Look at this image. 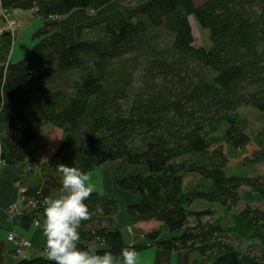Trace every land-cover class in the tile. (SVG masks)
<instances>
[{
    "label": "trees",
    "instance_id": "trees-1",
    "mask_svg": "<svg viewBox=\"0 0 264 264\" xmlns=\"http://www.w3.org/2000/svg\"><path fill=\"white\" fill-rule=\"evenodd\" d=\"M112 1L41 0L34 14L58 18ZM190 16L208 30V48L193 46ZM15 38L0 31V166L23 163L46 126L58 129V145L41 165L59 177L60 163L87 174L120 159L147 169L116 185L138 197L127 207L135 222H160L178 234L160 239L159 231L147 232L154 246L197 253L203 264H262L261 252L240 250L241 239L213 210L189 207L205 200L229 213L242 188L264 196L263 175L227 172L232 163H264V127L249 135L236 114L251 108L264 120V0H148L123 26L102 21L72 44L41 27L29 55L9 62ZM186 175L198 183L185 188ZM15 182L21 212L42 224L45 201L61 185L27 176ZM84 203L91 218L81 222L79 247L120 255L128 246L113 220L117 200L93 192ZM237 213L249 224L264 222L258 207ZM14 264L54 262L41 254Z\"/></svg>",
    "mask_w": 264,
    "mask_h": 264
},
{
    "label": "crops",
    "instance_id": "crops-1",
    "mask_svg": "<svg viewBox=\"0 0 264 264\" xmlns=\"http://www.w3.org/2000/svg\"><path fill=\"white\" fill-rule=\"evenodd\" d=\"M39 1L41 0H0V31L7 29L6 22L1 16L2 8H8V18L15 21L13 32L16 38L8 56L9 62H17L29 55L34 42L33 34L41 27L50 26L54 32L64 35L67 44H72L84 36L85 30L106 20V13L102 12L107 5L98 11L76 9L63 17L45 19L34 14V9ZM55 130L60 132L61 136V131ZM40 137L29 147V156L23 163L0 166V264H14L22 258L15 255L14 244L7 240V235L12 232L29 240L30 247L25 255L26 258L41 254L46 256L44 252L46 238L43 235L42 228L37 226L39 223H35L33 213L24 211L13 214L8 211L9 207L19 200V187L15 182L19 177L27 176L30 179L39 177L48 182L51 187L61 185L59 175L41 165L54 149L51 150L48 157H44L34 147ZM113 163L115 161L102 164L94 169H97L101 186L99 192H97L101 196L114 198L119 203V211L113 216V220L122 235L125 245L128 247L145 246L144 249L137 251L139 264H203L201 256L197 253L185 250H163L154 246L152 241L145 238V234L150 231H159L160 239H168L178 234L170 232L160 222H135L132 219L127 207L137 202L138 197L129 191L120 190L117 186L113 187V183L115 185L119 179L113 176L109 171L110 169H108V165ZM145 172H147V169L142 167L141 174ZM136 174H139V172ZM240 195L241 199L236 210L229 213L224 212L218 204L200 210H213L214 217L220 219L222 226L231 235L241 239L238 245L239 249L261 252L262 264H264V222L252 225L240 219L237 213L238 210L247 205L264 209V196H260L257 192L248 188H242ZM114 258L116 264H121L122 258L120 255Z\"/></svg>",
    "mask_w": 264,
    "mask_h": 264
},
{
    "label": "clouds",
    "instance_id": "clouds-1",
    "mask_svg": "<svg viewBox=\"0 0 264 264\" xmlns=\"http://www.w3.org/2000/svg\"><path fill=\"white\" fill-rule=\"evenodd\" d=\"M61 187L45 201L43 222L38 224L46 238L45 253L54 264H116L111 252L79 247L82 221L91 218L84 203L95 191L89 174L75 166L57 165ZM121 264H139L134 247L120 251ZM195 259V257H193Z\"/></svg>",
    "mask_w": 264,
    "mask_h": 264
},
{
    "label": "rangeland",
    "instance_id": "rangeland-1",
    "mask_svg": "<svg viewBox=\"0 0 264 264\" xmlns=\"http://www.w3.org/2000/svg\"><path fill=\"white\" fill-rule=\"evenodd\" d=\"M148 0H113L110 4L105 7V10L102 13L105 14V18L109 21L115 28H119L132 20L139 8ZM197 2L199 0H196ZM7 10L6 17L3 18L8 25L9 21V10ZM100 15V14H99ZM189 22L192 29L193 35V46L194 47H204L208 48L210 46V40L208 36V30L202 28L195 20L193 16L189 17ZM15 27V26H14ZM35 42V41H34ZM33 42V44H34ZM237 116L244 127V130L249 135H253L262 127H264V120L260 114L251 108H240L237 110ZM227 129V124L223 123L219 130L221 133H224ZM60 139V132L55 130L52 127L46 126L44 133L40 137V140L36 142L35 149H37L44 157H48L52 149H55L58 145ZM55 147V148H54ZM235 149L229 148V156L232 158L235 153ZM50 156V155H49ZM122 161V162H121ZM144 166L141 165H129L124 159L116 160L115 163L108 165L109 171L113 176L117 178H122L130 174H136L139 172L141 174V169ZM145 168V167H144ZM146 169V168H145ZM227 172L236 176H251L254 174H261L264 176V163L257 165L254 169L250 167L241 166L239 163H232L228 168ZM147 173V172H145ZM144 173V174H145ZM91 178V183L95 186V192L98 193L101 188L99 182V176L97 174V169L88 173ZM198 176L196 175H186L184 178L185 188L192 187L198 183ZM116 183L113 187H116ZM98 191V192H97ZM217 203H209L205 200H195L189 207L192 211H197L203 208L211 207L210 205ZM21 213V212H18ZM17 214V213H16ZM28 240V239H27Z\"/></svg>",
    "mask_w": 264,
    "mask_h": 264
},
{
    "label": "built area",
    "instance_id": "built-area-1",
    "mask_svg": "<svg viewBox=\"0 0 264 264\" xmlns=\"http://www.w3.org/2000/svg\"><path fill=\"white\" fill-rule=\"evenodd\" d=\"M7 10L5 8L1 9V16L2 18L6 17ZM15 26V21L12 19L9 21L7 25V29L10 32H13ZM24 209V207L21 205L20 202H17L9 207V212L16 214L18 212H21ZM37 223V222H35ZM7 240L11 241L14 244V253L17 256L24 257L27 254V251L30 247V242L25 237L18 236L16 233L12 232L7 235Z\"/></svg>",
    "mask_w": 264,
    "mask_h": 264
}]
</instances>
